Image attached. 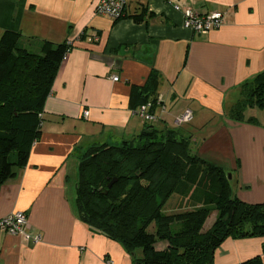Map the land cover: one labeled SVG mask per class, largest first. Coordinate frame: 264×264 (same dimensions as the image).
<instances>
[{
	"label": "crops",
	"instance_id": "0c3cea01",
	"mask_svg": "<svg viewBox=\"0 0 264 264\" xmlns=\"http://www.w3.org/2000/svg\"><path fill=\"white\" fill-rule=\"evenodd\" d=\"M98 2L0 0V38L19 32L23 47L36 45V52L43 41L71 42L42 108L40 138L0 188V218L23 211L28 231L40 240L0 230V264H132L119 243L80 221L78 159L92 145L136 136L146 124L176 130L174 118L187 108L192 118L177 131L192 136L194 153L223 168L230 194L264 202V120L227 117L238 85L264 70V0H130L118 19L97 14ZM176 4L200 14L222 12L224 22L195 32L183 26ZM153 100L155 119L146 123L135 110ZM196 184L186 195L185 183L174 192L191 209L201 203ZM263 245L264 236L227 237L212 264L256 255L264 264Z\"/></svg>",
	"mask_w": 264,
	"mask_h": 264
},
{
	"label": "trees",
	"instance_id": "16d2710c",
	"mask_svg": "<svg viewBox=\"0 0 264 264\" xmlns=\"http://www.w3.org/2000/svg\"><path fill=\"white\" fill-rule=\"evenodd\" d=\"M19 38V32L9 30L0 38V188L27 162L40 138L42 108L70 47L66 41H43L36 54L19 46ZM249 108L264 112V70L238 85L227 117L259 124L256 116L246 115ZM190 136L146 124L136 136L92 145L78 159L75 206L80 221L119 243L132 264H212L214 250L227 237L264 236V202L248 203L230 194L223 168L194 153ZM183 183L184 193L198 184L200 205L164 212ZM214 210L218 216L204 229ZM160 240L168 245L157 250ZM239 264H262L261 256Z\"/></svg>",
	"mask_w": 264,
	"mask_h": 264
},
{
	"label": "built area",
	"instance_id": "2783aa9c",
	"mask_svg": "<svg viewBox=\"0 0 264 264\" xmlns=\"http://www.w3.org/2000/svg\"><path fill=\"white\" fill-rule=\"evenodd\" d=\"M130 0H99L96 12L99 15L108 16L112 19H118L125 15L126 7ZM178 11H182L184 19L183 26L192 29L198 33H206L211 29L218 28L224 22L225 15L222 12H211L200 14L191 7H181L179 4L174 5ZM93 39H97L94 35ZM71 42H67L70 45ZM112 80H118L117 75L111 76ZM158 101V99H156ZM155 102L146 101L138 106L135 113L144 121L151 122L155 119L152 107ZM88 115V110L83 111V116ZM192 111L187 108L183 113L174 118V124L180 126L188 123L192 118ZM41 116V115H40ZM0 230L9 234L20 235L24 240L37 243L40 240L39 234H31L28 231V219L23 211H15L0 218Z\"/></svg>",
	"mask_w": 264,
	"mask_h": 264
},
{
	"label": "rangeland",
	"instance_id": "374dc122",
	"mask_svg": "<svg viewBox=\"0 0 264 264\" xmlns=\"http://www.w3.org/2000/svg\"><path fill=\"white\" fill-rule=\"evenodd\" d=\"M18 45L23 47V45L25 43H22L20 38L18 39ZM27 46H30L28 49L26 48L27 51H30L32 53H36V54H39L40 51H34V46L36 45H31V44H27ZM24 48V47H23ZM256 115V117L258 119H260L261 121L264 120V112L262 110H259L257 108H253V111H248L246 112V115ZM177 129H181L180 126L177 127ZM176 129V130H177ZM182 130V129H181ZM190 138L192 139V137L190 136ZM191 144H193V140H191ZM192 149H194V147L192 146ZM227 168H225V171L227 172V175H228V170H226ZM183 195H186V193H183ZM174 197L168 201V203H165V205L163 206V210L164 212L168 213V214H171V213H178V212H183V211H186V210H190L191 208L188 207V204H189V201L188 200H185V199H181L179 197L176 196V194L174 193L173 195ZM167 202V201H166ZM220 211H212L210 213V215L208 216V218L206 219V222L204 224V229H207L209 226L212 225L213 221L215 220L216 216H218ZM227 217V215L225 216ZM149 230H153V226H150ZM168 243L167 241H157L155 243V248L157 250H162L164 249L165 247H167ZM141 252L140 249H137L136 250V255H139V253Z\"/></svg>",
	"mask_w": 264,
	"mask_h": 264
},
{
	"label": "water",
	"instance_id": "95a60500",
	"mask_svg": "<svg viewBox=\"0 0 264 264\" xmlns=\"http://www.w3.org/2000/svg\"><path fill=\"white\" fill-rule=\"evenodd\" d=\"M115 180H116L115 178L112 179L108 185L110 186Z\"/></svg>",
	"mask_w": 264,
	"mask_h": 264
}]
</instances>
